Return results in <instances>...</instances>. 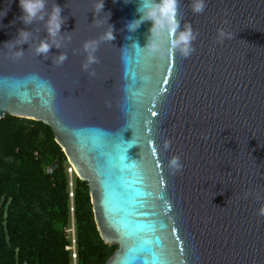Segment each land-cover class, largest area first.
<instances>
[{"label":"water","instance_id":"1","mask_svg":"<svg viewBox=\"0 0 264 264\" xmlns=\"http://www.w3.org/2000/svg\"><path fill=\"white\" fill-rule=\"evenodd\" d=\"M54 2L66 20L45 57L34 50L44 22L25 25L18 0H0V117L52 129L88 184L99 236L116 246L105 264H264V0H206L201 13L178 0L181 27L197 33L189 57L141 48L151 21L127 30L135 0H104L99 13L97 0ZM22 28L28 43L4 44ZM220 29L231 38L218 42ZM89 40L98 61L85 71ZM130 124L140 144L122 148Z\"/></svg>","mask_w":264,"mask_h":264},{"label":"trees","instance_id":"2","mask_svg":"<svg viewBox=\"0 0 264 264\" xmlns=\"http://www.w3.org/2000/svg\"><path fill=\"white\" fill-rule=\"evenodd\" d=\"M68 165L49 126L0 117V264H71ZM72 183L77 264H105L116 246L99 236L87 182Z\"/></svg>","mask_w":264,"mask_h":264},{"label":"clouds","instance_id":"3","mask_svg":"<svg viewBox=\"0 0 264 264\" xmlns=\"http://www.w3.org/2000/svg\"><path fill=\"white\" fill-rule=\"evenodd\" d=\"M132 0H125V3ZM47 0H18L21 10L19 19L25 24H33L34 21L40 20L44 22V30L47 33V39H41L35 45V52L45 57L49 53L50 48H61V41L58 39L62 35L61 26L65 23L66 18L61 15V6L53 0L50 9L46 8ZM135 12L138 14L129 20L125 27L129 32H134L140 25L146 21H151L147 43L143 49L152 53L160 52H178L183 57H189L194 51L193 41L197 38V33L193 30L191 23L184 22L181 27V20L177 18L178 0H135ZM206 6V0H191L190 8L195 13H201ZM104 9V0H97L96 12H102ZM110 15V13H108ZM167 34L166 46L161 42V36ZM32 33L27 29H19L14 39L5 42L6 45L16 47L24 43H28ZM107 39H114L113 29ZM225 38H231L223 31L218 30V42H223ZM99 45V41H85L82 49L85 53V61L82 68L87 71L92 64L97 63L98 58L95 55ZM22 49H17V54H22ZM67 59V53L59 52L56 54V61L63 63ZM94 74V73H92ZM170 141H165L164 147L167 149ZM170 166L176 170L182 168L179 156H173L170 159ZM227 203V202H226ZM223 208V207H221ZM258 214L264 216V205L258 209Z\"/></svg>","mask_w":264,"mask_h":264},{"label":"built area","instance_id":"4","mask_svg":"<svg viewBox=\"0 0 264 264\" xmlns=\"http://www.w3.org/2000/svg\"><path fill=\"white\" fill-rule=\"evenodd\" d=\"M69 164V163H68ZM48 172L52 171V168L47 169ZM67 174L69 178V197H70V217H69V225L65 228L66 236L69 240V243L65 246V250H67L70 254L71 258V264H77V249H76V236H75V221H74V208H73V203H72V197H73V183H72V177L75 173L74 168L69 164L67 166Z\"/></svg>","mask_w":264,"mask_h":264},{"label":"snow or ice","instance_id":"5","mask_svg":"<svg viewBox=\"0 0 264 264\" xmlns=\"http://www.w3.org/2000/svg\"><path fill=\"white\" fill-rule=\"evenodd\" d=\"M139 62H140V57L138 55L137 56V63H139ZM153 115H156V113H153ZM128 127L132 128L134 130V135H133L132 140L128 144H124L123 141H122V138L121 137H117V140L119 141V143L122 146V148L129 147V144H140V139H139V134H138L140 129L137 128L136 125H134V124H130ZM143 145H144V147L146 146L148 148L149 140L145 139L143 141ZM152 151H155V149H152ZM157 259L160 261V264H167V260L166 259H164L162 257H158Z\"/></svg>","mask_w":264,"mask_h":264},{"label":"rangeland","instance_id":"6","mask_svg":"<svg viewBox=\"0 0 264 264\" xmlns=\"http://www.w3.org/2000/svg\"><path fill=\"white\" fill-rule=\"evenodd\" d=\"M66 233V232H65Z\"/></svg>","mask_w":264,"mask_h":264}]
</instances>
